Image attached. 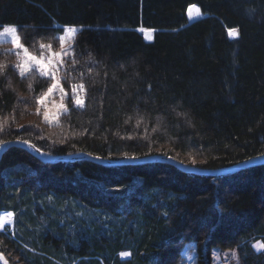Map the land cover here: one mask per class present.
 <instances>
[{
    "label": "trees",
    "instance_id": "1",
    "mask_svg": "<svg viewBox=\"0 0 264 264\" xmlns=\"http://www.w3.org/2000/svg\"><path fill=\"white\" fill-rule=\"evenodd\" d=\"M74 24L84 27L61 73L84 85L85 102L55 123L39 103L52 77H22L0 43V146L160 154L207 169L264 154V0H0V29L15 25L37 55ZM4 211L14 214L0 229L10 264H180L191 243L195 264H264V164L204 176L166 162H48L11 146Z\"/></svg>",
    "mask_w": 264,
    "mask_h": 264
},
{
    "label": "rangeland",
    "instance_id": "2",
    "mask_svg": "<svg viewBox=\"0 0 264 264\" xmlns=\"http://www.w3.org/2000/svg\"><path fill=\"white\" fill-rule=\"evenodd\" d=\"M187 13H188L189 21H191V22L197 20L198 17L200 16V11L198 10V7L196 5L190 6ZM8 26H15V25H5L3 28L0 29V43L9 41L11 43L12 49L14 51H16V53L19 51L20 54L18 55V61L16 63V68L19 71V66L21 65L22 61L24 60V54H23L22 49L17 50L15 48V46L13 45L11 29H9ZM72 27H74L76 29L75 34L72 31H70V29ZM83 27H84L83 25H79V24L64 26V33L62 34V37L66 38V43L63 45V47H60L57 50L49 49L46 53H44L42 55H46L49 51H55L57 53H61V52H65V50H67V53L71 54L73 51L74 37L77 34V32L79 30H81ZM6 29H7V31H6ZM16 31H17V34L19 35L17 27H16ZM144 34H145V37L147 39H150L152 37V31H150V30H144ZM231 36H233V37L236 36V33L231 32ZM28 51L34 56H38V57L42 56V55H37V54L32 53L29 49H28ZM67 56H69V55L64 56L63 64H60L56 67L54 77L51 74H46L47 76L52 77V84L56 83L58 81L59 85H60L50 95L48 94V90H47L43 96V97H45L44 103L43 104L40 103V107L44 111V120H45V114H47V116H48L47 122H49V123H55L58 120L59 115L63 112L68 111L70 109L71 105L77 106L75 103L77 98H79L83 101V105L85 102L84 87L83 88L80 87V85H82V84H75V85H72L71 87H68L64 84V82L62 80L61 70L64 67V61H65ZM32 69H37V68L32 67ZM28 72L29 71L25 72V74ZM6 213H12L13 214V212H11V211H4V212H2L1 217L5 216ZM13 216H14V214H13ZM13 216H12L11 220H9V222L5 224L4 227H6L7 225L12 227ZM125 253H128V255H130L129 252H124V253H122L123 258L128 257V255H124ZM183 254H184V257H183L180 264H195V262L197 261V258H198L197 257V250H196V246L193 243L188 244L185 247ZM189 257H191V259H189Z\"/></svg>",
    "mask_w": 264,
    "mask_h": 264
},
{
    "label": "water",
    "instance_id": "3",
    "mask_svg": "<svg viewBox=\"0 0 264 264\" xmlns=\"http://www.w3.org/2000/svg\"><path fill=\"white\" fill-rule=\"evenodd\" d=\"M25 141L27 140L14 139L4 142L1 145L3 146L2 149H0V160L4 152L8 148H10L11 146H21L29 150L32 154H34L41 160L48 162H72L77 160H90L109 166H120L127 164H144L148 162H166L186 172L194 173L197 175H204V176H216L227 173H233L242 169L264 164V154L256 155L254 157H251L249 159H246L231 166L214 168V169L200 168V167L188 165L170 156L160 155V154H154L145 157H136V159H128V158L110 159V158L93 155L87 152H79V153L67 154V155H54L39 149L34 143L30 141H27L28 143H25ZM30 145H34L35 147H32ZM97 157H99V159ZM0 264H10L7 258L5 257V255L1 251H0Z\"/></svg>",
    "mask_w": 264,
    "mask_h": 264
},
{
    "label": "snow or ice",
    "instance_id": "4",
    "mask_svg": "<svg viewBox=\"0 0 264 264\" xmlns=\"http://www.w3.org/2000/svg\"><path fill=\"white\" fill-rule=\"evenodd\" d=\"M9 29H11V35H12V43L15 46L17 50L22 49L24 54V60L22 61L21 65L19 66V72L20 75L23 77L25 72L31 71L32 67H36L41 75L51 74L53 77L55 76V69L58 65L63 64V59L65 55L74 56L75 53H67V50L65 52L57 53L55 51H49L46 55H42L40 57L32 55L28 48L22 43L20 36L17 34L16 27L15 26H8ZM7 31V29H6ZM74 34L76 32V29L72 27L70 29ZM59 42L61 44V47L66 43V38L64 37H58ZM51 45H44L41 44V49H50ZM19 51L17 52V55H19ZM59 82L53 83L51 87L48 89V94L50 95L56 88H58ZM81 88L84 87V85H80ZM45 97H41L39 103H44ZM76 105L82 106L83 101L79 98L75 101ZM182 115V114H178ZM45 120H48L47 114H45ZM25 143H28L25 141ZM32 147H35L34 145H30ZM3 146H0V149H2ZM125 157L128 159H136L135 156L128 157L127 154H125ZM99 159V157H97ZM193 164H195V160H193ZM167 215V213H165ZM13 214L12 213H6L5 216L0 217V229H3L5 224L11 220ZM124 255H128V253H125ZM191 259V257H189Z\"/></svg>",
    "mask_w": 264,
    "mask_h": 264
},
{
    "label": "bare ground",
    "instance_id": "5",
    "mask_svg": "<svg viewBox=\"0 0 264 264\" xmlns=\"http://www.w3.org/2000/svg\"><path fill=\"white\" fill-rule=\"evenodd\" d=\"M198 7V6H197ZM199 10V9H198Z\"/></svg>",
    "mask_w": 264,
    "mask_h": 264
}]
</instances>
